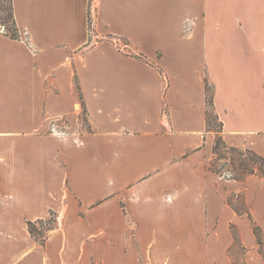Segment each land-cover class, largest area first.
I'll list each match as a JSON object with an SVG mask.
<instances>
[{"label": "crops", "instance_id": "1", "mask_svg": "<svg viewBox=\"0 0 264 264\" xmlns=\"http://www.w3.org/2000/svg\"><path fill=\"white\" fill-rule=\"evenodd\" d=\"M12 10L18 37L0 34V264H235L234 247L241 264H264L253 232L264 246V178L212 172L206 124L208 87L227 148L264 159V0ZM51 214L40 245L26 222Z\"/></svg>", "mask_w": 264, "mask_h": 264}, {"label": "trees", "instance_id": "2", "mask_svg": "<svg viewBox=\"0 0 264 264\" xmlns=\"http://www.w3.org/2000/svg\"><path fill=\"white\" fill-rule=\"evenodd\" d=\"M0 12L5 13V17L1 18L2 20L1 22L8 25L9 29L11 30L12 29L11 26L13 27L15 26L13 10H12V0H0ZM89 25H91L90 18H89ZM10 37L12 39H17V36L14 33H12ZM139 57L142 58V56H139ZM206 92H207L206 124H207L208 130L213 131L216 134L215 141H214V147H213V154L216 156L219 154L218 153L219 147L221 145L224 149H227L231 152H237L239 156L245 157V159L242 160V162L239 163L238 166H235L233 163H231L232 178L236 180H241L247 175L254 174L255 173L253 169L254 164L257 165L256 167L259 170V174L264 178V159H262L261 157L253 153L252 151L239 152L236 149L227 148L221 136V129H222L221 126L222 125L218 121V117L212 111V98L209 95L208 87L206 88ZM213 127H215V130H213L214 129ZM210 170L216 174L221 173V171L218 168H216L214 161L211 162L210 164ZM50 216H52V214ZM248 217L250 218L249 215ZM26 224H27L28 231L30 235L32 236V238L37 240L40 243V245H43L46 239V233L52 229V225H49V221L48 220H45V221L42 220V221H37V222L27 221ZM46 225H49V226H46ZM253 232L257 240L258 252L264 258V246L262 242L261 231L257 226L253 225Z\"/></svg>", "mask_w": 264, "mask_h": 264}, {"label": "rangeland", "instance_id": "3", "mask_svg": "<svg viewBox=\"0 0 264 264\" xmlns=\"http://www.w3.org/2000/svg\"><path fill=\"white\" fill-rule=\"evenodd\" d=\"M0 17L4 18L5 13L0 12ZM102 36L104 37L105 35H102ZM92 41H94V39H92ZM213 128H214L213 130H215V127H213ZM213 133H214V136L216 137L215 132H213ZM218 153L219 154L217 156L214 155V157H213V161L215 163L216 168H218L222 174H226V175H229L232 177L231 163H233L235 166H238V164L241 163L242 160L245 159V157L239 156V154L237 152H231L227 149H224L221 145L219 147ZM256 166L257 165L254 164L253 169L255 172L259 173V170L257 169ZM47 220L49 221V225H52L54 218L52 216H50ZM49 225H46V226H49ZM242 255H243V251L241 249H239L238 247H234V249L232 250V253H231V257L238 262L237 264H241L239 261L241 260Z\"/></svg>", "mask_w": 264, "mask_h": 264}, {"label": "built area", "instance_id": "4", "mask_svg": "<svg viewBox=\"0 0 264 264\" xmlns=\"http://www.w3.org/2000/svg\"><path fill=\"white\" fill-rule=\"evenodd\" d=\"M11 27H12V29L10 30L8 25H6L4 23L0 24V34L10 37L12 35V33H14L18 37L15 28L13 26H11Z\"/></svg>", "mask_w": 264, "mask_h": 264}]
</instances>
